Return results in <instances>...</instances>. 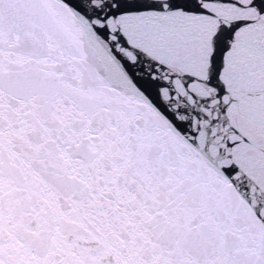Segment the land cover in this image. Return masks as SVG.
<instances>
[{
    "label": "snow or ice",
    "instance_id": "obj_1",
    "mask_svg": "<svg viewBox=\"0 0 264 264\" xmlns=\"http://www.w3.org/2000/svg\"><path fill=\"white\" fill-rule=\"evenodd\" d=\"M0 264H264V0H0Z\"/></svg>",
    "mask_w": 264,
    "mask_h": 264
}]
</instances>
